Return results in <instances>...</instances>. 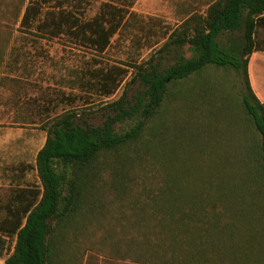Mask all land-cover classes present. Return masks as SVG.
Here are the masks:
<instances>
[{"label":"trees","instance_id":"16d2710c","mask_svg":"<svg viewBox=\"0 0 264 264\" xmlns=\"http://www.w3.org/2000/svg\"><path fill=\"white\" fill-rule=\"evenodd\" d=\"M135 1L86 18L87 0H4L0 66L29 74L32 54L11 44L16 24L25 46L64 38L101 56L128 32ZM206 3L151 41L146 60L81 67L84 96L122 93L97 123L75 109L43 123L35 163L16 165L0 203L3 264H83L91 251L130 264H264V102L250 80L264 0ZM213 85L228 88L223 114ZM63 100L76 99L41 94L38 109Z\"/></svg>","mask_w":264,"mask_h":264},{"label":"rangeland","instance_id":"374dc122","mask_svg":"<svg viewBox=\"0 0 264 264\" xmlns=\"http://www.w3.org/2000/svg\"><path fill=\"white\" fill-rule=\"evenodd\" d=\"M27 1L25 0V3ZM107 1L109 0H87L85 17H93L99 12L101 5ZM4 3V0H0V5ZM206 5V0H136L131 8L135 16L128 25V32L118 40L116 37L113 38L111 46L101 56L74 46L64 38L41 39L38 44L32 45L28 42L30 45L25 46L22 44L25 43V39L19 37L20 33L16 30V24L11 36V44L24 48V54L29 56L32 54V56L31 60L28 57L24 58L30 64L28 75L21 67L14 70L6 67L5 62L0 66V203L15 186L12 175L16 165L35 163L36 154L46 139V131L42 129L45 121L66 110L75 109L80 113L82 111L90 113L94 117L92 121L97 123L101 118L100 107L121 95L122 86L115 94L107 98L96 94L84 96L85 93L74 82L81 67L88 63L93 64L96 58L107 64L131 60L135 56H138L139 60H146L152 51V48L148 47L151 41L162 42L161 35L166 28L175 27L190 12L202 10ZM131 35H136V41L131 40ZM159 45L160 43L157 47ZM90 58L94 60L85 63ZM226 89L228 88L218 85H213L211 89L218 96L213 101L216 114H223L226 110L224 104L228 98L218 95L219 93L227 94ZM47 93L53 97L62 93L65 96L68 95L70 99L75 97L76 100L74 102L63 100L54 111L46 114L38 109L37 98ZM28 99H35V101H28ZM85 99L89 102L86 103ZM169 134L170 129L165 136L168 142ZM199 163L201 161L195 164ZM192 172H196V169ZM218 173L215 171V174ZM25 180L29 183L37 182L35 172L27 173ZM6 257L7 255H4L0 258V264L4 263ZM83 264L130 263L91 251L83 255Z\"/></svg>","mask_w":264,"mask_h":264},{"label":"crops","instance_id":"0c3cea01","mask_svg":"<svg viewBox=\"0 0 264 264\" xmlns=\"http://www.w3.org/2000/svg\"><path fill=\"white\" fill-rule=\"evenodd\" d=\"M256 52L250 58V80L257 97L264 102V55Z\"/></svg>","mask_w":264,"mask_h":264}]
</instances>
